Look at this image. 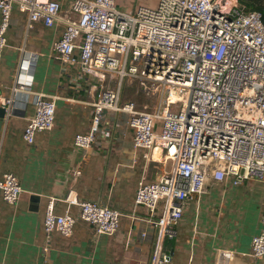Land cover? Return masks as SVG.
<instances>
[{
    "label": "built area",
    "instance_id": "built-area-1",
    "mask_svg": "<svg viewBox=\"0 0 264 264\" xmlns=\"http://www.w3.org/2000/svg\"><path fill=\"white\" fill-rule=\"evenodd\" d=\"M117 2L73 0L62 16L58 1L0 0V66L15 8L28 15L29 28L64 20L55 53L98 83L92 128L77 134L74 144L90 149L108 111L128 115L134 146L146 161L161 153L167 170L158 180L139 181L135 204L148 210V222L157 233L151 264H171L165 244L177 237L187 202L204 192L209 179L235 186L264 181V21L260 12L246 11L239 0H159L157 8L139 7L135 13L119 9ZM108 78L117 80L115 88L106 85ZM127 80L145 95L159 97L153 111H139L135 102L122 101ZM18 93L15 80L3 106L7 113ZM58 99L37 97L23 132L27 144L53 130ZM177 104L181 108L172 111ZM0 192L7 204H17L23 193L19 178L4 174ZM64 201L68 209L63 215L54 212L53 201L47 206L43 231L48 244L54 234L73 236L74 206L97 236L119 231L120 211L82 201L74 190ZM261 222L264 225V198ZM250 256H264V232L253 238Z\"/></svg>",
    "mask_w": 264,
    "mask_h": 264
},
{
    "label": "crops",
    "instance_id": "crops-1",
    "mask_svg": "<svg viewBox=\"0 0 264 264\" xmlns=\"http://www.w3.org/2000/svg\"><path fill=\"white\" fill-rule=\"evenodd\" d=\"M53 1L61 3L62 16L73 2ZM118 2L131 13L159 4L156 0L152 7L138 6V0H128L123 7L124 1ZM28 25V15L15 8L0 66V109L11 96L15 80L19 88L11 112L0 118V178L13 173L23 189L15 205L7 204L0 192V264H151L157 233L148 222V210L135 204V196L143 177L155 181L167 170L161 153H155L154 161H146L143 151L134 146L128 115L108 111L92 147H76V135L92 128L98 83L78 67L64 64L55 53L54 44L65 30L63 19L51 27L41 22ZM108 79V87L116 86L117 80ZM40 94L59 97L55 126L37 134L30 145L23 132ZM78 170L80 176H76ZM70 190L82 201L120 211L119 231L97 236L90 224L80 220L79 208L74 206L70 208L77 218L73 236L54 234L48 244L43 231L47 206L53 201L54 212L65 214L64 200ZM263 198L264 181L247 180L235 186L209 179L204 192L187 202L177 237L165 244L171 264H264V256H250L253 238L264 232Z\"/></svg>",
    "mask_w": 264,
    "mask_h": 264
},
{
    "label": "rangeland",
    "instance_id": "rangeland-1",
    "mask_svg": "<svg viewBox=\"0 0 264 264\" xmlns=\"http://www.w3.org/2000/svg\"><path fill=\"white\" fill-rule=\"evenodd\" d=\"M124 1L123 2V7H124V3H129L128 0H121ZM134 1V0H133ZM156 0H138V6H149L152 7L155 5ZM118 6H119V2ZM119 9L124 11V8H122L121 6H119ZM125 10L128 13H131L127 8H125ZM115 86H110V88H114ZM122 100L124 101H133L137 104V106H139L141 109L143 108V106L147 105L148 106V111H153L156 108L157 105V101L159 100V97L157 96H147L145 95V93H143L138 84L135 82H131V81H125L123 83V89H122ZM181 108L180 104L177 105H173L172 106V111H178ZM144 111V110H143Z\"/></svg>",
    "mask_w": 264,
    "mask_h": 264
},
{
    "label": "trees",
    "instance_id": "trees-1",
    "mask_svg": "<svg viewBox=\"0 0 264 264\" xmlns=\"http://www.w3.org/2000/svg\"><path fill=\"white\" fill-rule=\"evenodd\" d=\"M246 11H257L262 14L264 21V0H239Z\"/></svg>",
    "mask_w": 264,
    "mask_h": 264
},
{
    "label": "water",
    "instance_id": "water-1",
    "mask_svg": "<svg viewBox=\"0 0 264 264\" xmlns=\"http://www.w3.org/2000/svg\"><path fill=\"white\" fill-rule=\"evenodd\" d=\"M6 110L4 108L0 109V118L3 120L6 117Z\"/></svg>",
    "mask_w": 264,
    "mask_h": 264
},
{
    "label": "bare ground",
    "instance_id": "bare-ground-1",
    "mask_svg": "<svg viewBox=\"0 0 264 264\" xmlns=\"http://www.w3.org/2000/svg\"><path fill=\"white\" fill-rule=\"evenodd\" d=\"M173 100H178V98L175 96V97L173 98Z\"/></svg>",
    "mask_w": 264,
    "mask_h": 264
}]
</instances>
